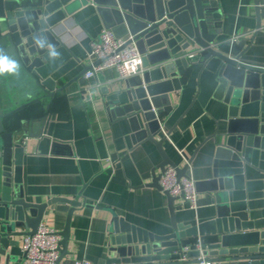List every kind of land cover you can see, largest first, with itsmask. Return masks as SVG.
<instances>
[{
  "label": "water",
  "instance_id": "water-1",
  "mask_svg": "<svg viewBox=\"0 0 264 264\" xmlns=\"http://www.w3.org/2000/svg\"><path fill=\"white\" fill-rule=\"evenodd\" d=\"M85 0H0V51L16 58L34 79L43 96L10 111L0 97V264H21L25 257L20 239L36 234L46 209L60 201L71 205L62 237L60 261L68 254L71 218L81 203L54 199L34 204L25 198L22 162L24 148L20 131L26 120H15L18 111L54 98L71 83L56 88L43 81L37 69L44 65L47 49L34 46V36L46 37L55 48L61 45L57 32ZM98 5L105 27L117 38H127L142 55L140 75L125 80V88L107 94V112L144 127L138 135L153 143L161 158L146 186L161 191L159 180L168 167L179 178L189 174L192 158L179 167L164 150L170 132L161 139L159 118L169 115L170 94L180 91V77L189 60L184 53L199 48L201 65L196 99L222 103L227 133L215 134L217 144L212 178L206 181L215 216L202 223L178 222L177 198L163 191L171 214V233L156 235L113 218L111 248L105 264H264V219L251 220L248 201L264 196V181L248 180L245 167L258 168L264 151V67L248 64L243 56L253 40H234L229 48L216 46L221 34L218 0H92ZM259 8V0H256ZM258 29L261 28L260 19ZM219 47V48H218ZM98 64V63H96ZM85 67L75 81L85 82ZM195 99V100H196ZM163 106V111L160 107ZM23 134V133H22ZM25 134V133H24ZM159 171V173H157ZM259 172H261L258 169ZM198 188V184H197Z\"/></svg>",
  "mask_w": 264,
  "mask_h": 264
},
{
  "label": "crops",
  "instance_id": "crops-1",
  "mask_svg": "<svg viewBox=\"0 0 264 264\" xmlns=\"http://www.w3.org/2000/svg\"><path fill=\"white\" fill-rule=\"evenodd\" d=\"M221 11V34L216 46L229 48L234 41L253 40L243 56L246 63L264 67V0H218ZM260 19L261 28L258 29ZM105 27L98 5L85 0L61 26L55 62L43 57L37 69L43 81L52 79L56 88L71 83L54 98L43 97L39 103L18 111L15 120H26L19 137L24 148L22 174L25 198L34 204L54 199L77 201L70 225L68 254L60 264L88 262L105 264L111 248L113 218L118 216L141 231L156 235L171 233V214L166 194L151 183L154 169L162 158L156 146L138 135L144 124L125 117L113 118L106 108V95L125 88L114 69L97 78L75 81L89 67L91 44ZM218 47V48H219ZM199 48L180 77L181 90L170 94L172 112L159 120L168 132L164 150L179 167L192 158L189 174L198 184L197 210L181 209L175 201L177 221L202 223L215 216L206 181L212 178L217 144L213 136L226 134L225 106L210 99L203 105L196 99L201 65ZM43 96L33 77L20 70L18 76L0 75V97L4 111H10ZM196 99V100H195ZM161 106L160 110L163 111ZM23 133V134H22ZM25 133V134H24ZM258 169L261 171L259 172ZM248 180L264 181V151L258 168L245 167ZM159 173V171H157ZM264 192V191H263ZM251 220L264 219V196L248 201ZM71 205L58 202L46 209L42 222L62 232ZM23 237L20 239V246ZM23 264V259L20 261Z\"/></svg>",
  "mask_w": 264,
  "mask_h": 264
},
{
  "label": "built area",
  "instance_id": "built-area-1",
  "mask_svg": "<svg viewBox=\"0 0 264 264\" xmlns=\"http://www.w3.org/2000/svg\"><path fill=\"white\" fill-rule=\"evenodd\" d=\"M127 41V38H117L112 30L103 29L99 38L91 44L89 58L92 69L85 73V79L97 78L110 69L116 70L123 81L142 74V55L134 43L127 45ZM195 56V53L184 55L189 61ZM159 184L173 198L181 199V209H198L197 184L192 177L179 178L176 169L168 167L161 175ZM61 242L59 232L42 222L36 234L22 239L21 250L25 254L23 264H60ZM75 264L90 263L77 261ZM200 264L211 263L202 261Z\"/></svg>",
  "mask_w": 264,
  "mask_h": 264
},
{
  "label": "clouds",
  "instance_id": "clouds-1",
  "mask_svg": "<svg viewBox=\"0 0 264 264\" xmlns=\"http://www.w3.org/2000/svg\"><path fill=\"white\" fill-rule=\"evenodd\" d=\"M33 39L35 47L47 49V56L50 61L55 62L60 58V53L48 42L46 37L34 36ZM20 70L21 64L16 58L0 51V75L9 74L18 76L20 74Z\"/></svg>",
  "mask_w": 264,
  "mask_h": 264
}]
</instances>
